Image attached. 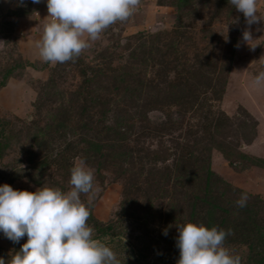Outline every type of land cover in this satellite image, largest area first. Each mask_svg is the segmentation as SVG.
Instances as JSON below:
<instances>
[{
    "label": "rangeland",
    "instance_id": "1",
    "mask_svg": "<svg viewBox=\"0 0 264 264\" xmlns=\"http://www.w3.org/2000/svg\"><path fill=\"white\" fill-rule=\"evenodd\" d=\"M257 12L249 26L229 0H141L51 63L37 47L46 0H0V83L15 68L0 85V186L67 192L84 160L87 223L120 264H177V226L190 222L230 230L225 247L264 264V0ZM27 239L0 233V258Z\"/></svg>",
    "mask_w": 264,
    "mask_h": 264
},
{
    "label": "clouds",
    "instance_id": "2",
    "mask_svg": "<svg viewBox=\"0 0 264 264\" xmlns=\"http://www.w3.org/2000/svg\"><path fill=\"white\" fill-rule=\"evenodd\" d=\"M32 2L39 4L44 0ZM140 2L46 0L52 21L45 25L37 43L40 57L51 63L73 61L90 47L85 34L95 41L110 25L130 18ZM229 2L243 14L247 25L261 20L258 0ZM243 40L252 41L250 31L243 32ZM254 84H264V72L255 77ZM94 179V170L81 160L71 169L72 188L67 192L51 187L29 192L14 190L8 184L0 186V233L15 244L25 236L28 238L9 261L0 258V264H120L116 253L94 238V229L87 223L90 208L82 202L81 194L94 190ZM248 199L242 193L236 205L246 207ZM177 228L176 247L180 251L177 264H242V258L225 247L230 230L191 222ZM163 234L168 235L167 231Z\"/></svg>",
    "mask_w": 264,
    "mask_h": 264
},
{
    "label": "trees",
    "instance_id": "3",
    "mask_svg": "<svg viewBox=\"0 0 264 264\" xmlns=\"http://www.w3.org/2000/svg\"><path fill=\"white\" fill-rule=\"evenodd\" d=\"M21 65H16V68L20 67ZM15 71V68L13 69H9V70H6L5 74H3L2 76V81L0 83L1 86L4 85V83L6 82V80L12 75V73ZM2 130V129H1ZM212 174V171H208V176H207V181H208V177ZM208 184V183H206ZM208 185H206V189H207ZM98 224V223H96ZM110 228H106V229H98V231H100L101 235H104L106 234L107 231H109Z\"/></svg>",
    "mask_w": 264,
    "mask_h": 264
}]
</instances>
